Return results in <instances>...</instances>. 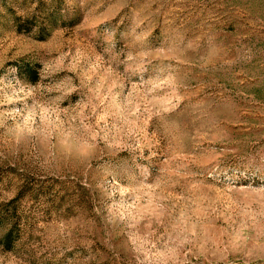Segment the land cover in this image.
<instances>
[{
	"label": "rangeland",
	"instance_id": "obj_1",
	"mask_svg": "<svg viewBox=\"0 0 264 264\" xmlns=\"http://www.w3.org/2000/svg\"><path fill=\"white\" fill-rule=\"evenodd\" d=\"M0 264H264V0H0Z\"/></svg>",
	"mask_w": 264,
	"mask_h": 264
},
{
	"label": "trees",
	"instance_id": "obj_2",
	"mask_svg": "<svg viewBox=\"0 0 264 264\" xmlns=\"http://www.w3.org/2000/svg\"><path fill=\"white\" fill-rule=\"evenodd\" d=\"M12 19H13V24H14L17 32L28 33L32 30L33 26H35V24H34L35 20L33 22L31 21V19H33V17L32 18L27 17L25 20H20L21 16L13 15ZM39 26L42 27V23ZM33 65H35V68ZM15 66L20 71H22V73L25 74L31 82H35L38 79V71L36 69L39 66L38 64L23 62V63H19V64L15 63ZM14 232L15 231H14L13 226L10 225L8 227L7 231L4 233L1 242H4V244H5L4 248L5 249H10L11 244L14 240V237H13V234H15Z\"/></svg>",
	"mask_w": 264,
	"mask_h": 264
}]
</instances>
